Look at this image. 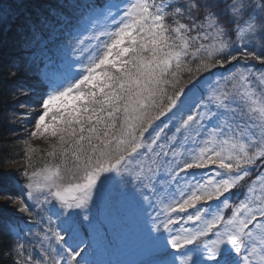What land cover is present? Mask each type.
<instances>
[{
  "label": "snow or ice",
  "instance_id": "1",
  "mask_svg": "<svg viewBox=\"0 0 264 264\" xmlns=\"http://www.w3.org/2000/svg\"><path fill=\"white\" fill-rule=\"evenodd\" d=\"M9 44L54 141L0 193L12 264H97L83 236L122 205L140 264H264V0H0Z\"/></svg>",
  "mask_w": 264,
  "mask_h": 264
},
{
  "label": "rangeland",
  "instance_id": "2",
  "mask_svg": "<svg viewBox=\"0 0 264 264\" xmlns=\"http://www.w3.org/2000/svg\"><path fill=\"white\" fill-rule=\"evenodd\" d=\"M34 65L38 70L33 69ZM19 66L16 72H9L8 122L13 127L7 138L11 145H16L22 151V154L26 146H32L37 151L40 149L43 152L42 149L50 141V137L31 136L35 128V118L41 111L38 107L42 95L39 74L43 65L38 62L23 65L22 60ZM25 163L23 158L10 161L5 164V172L17 173L16 170L19 172L23 169ZM5 207L14 209L16 205H9L5 197H0V210H4ZM125 208L128 215L126 219L117 216V208H115L110 213L101 215L103 226L99 233L89 231L83 236L86 248L84 254L97 264H140V261L147 259L141 236L143 217L133 208L120 206L121 210ZM37 238L39 245L40 237ZM53 246L58 247L54 242ZM36 258H42L40 250Z\"/></svg>",
  "mask_w": 264,
  "mask_h": 264
},
{
  "label": "trees",
  "instance_id": "3",
  "mask_svg": "<svg viewBox=\"0 0 264 264\" xmlns=\"http://www.w3.org/2000/svg\"><path fill=\"white\" fill-rule=\"evenodd\" d=\"M23 60V65L25 64H33L30 62V58L21 57L16 52L14 46L11 44L6 45L4 47H0V178L5 177L7 174V180L0 179V193H2L5 189L12 191L13 195L18 193V189L14 186V183L11 181L14 178L20 176V173L16 172H5V164L20 158H24V154L22 151L17 148L15 145L10 144V140L7 138L8 133L12 130V127L9 124L8 119V102H9V72H16L20 61ZM255 63V62H253ZM20 67V66H19ZM33 69L38 70V68L33 67ZM217 71H223L222 69H218ZM185 80L187 76L185 75ZM179 87V85L177 86ZM54 143V141L50 138V141L46 143L45 147H43V152L38 149V151L34 154V159H39L44 155L46 151L49 150L50 145ZM0 197H3L0 195ZM127 207V206H126ZM127 209L121 210L120 207L117 208V216L119 217H127ZM0 213L4 215H8V212H4V210H0ZM26 219V218H25ZM33 231H39V229L34 228ZM39 239L36 237L31 241V243L26 244V254L31 253L34 257L37 256L38 251L40 250L38 247ZM9 244V237L0 232V264H12V258L6 257L4 255V250L7 249ZM33 245H37V247H33ZM14 255V254H13ZM135 260V257H134Z\"/></svg>",
  "mask_w": 264,
  "mask_h": 264
}]
</instances>
